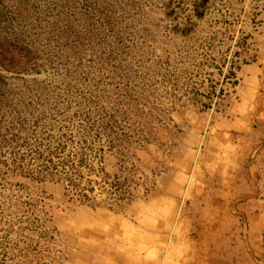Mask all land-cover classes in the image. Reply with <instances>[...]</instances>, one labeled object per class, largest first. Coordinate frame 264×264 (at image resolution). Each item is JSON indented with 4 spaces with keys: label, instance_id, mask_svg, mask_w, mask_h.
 Here are the masks:
<instances>
[{
    "label": "rangeland",
    "instance_id": "374dc122",
    "mask_svg": "<svg viewBox=\"0 0 264 264\" xmlns=\"http://www.w3.org/2000/svg\"><path fill=\"white\" fill-rule=\"evenodd\" d=\"M263 28L264 0H0V264H192V152Z\"/></svg>",
    "mask_w": 264,
    "mask_h": 264
},
{
    "label": "crops",
    "instance_id": "0c3cea01",
    "mask_svg": "<svg viewBox=\"0 0 264 264\" xmlns=\"http://www.w3.org/2000/svg\"><path fill=\"white\" fill-rule=\"evenodd\" d=\"M256 42L253 61L240 66L232 98L214 116L223 142L192 152L204 178L191 199L200 246L185 258L192 264H264V28ZM207 243L214 251L201 248Z\"/></svg>",
    "mask_w": 264,
    "mask_h": 264
}]
</instances>
